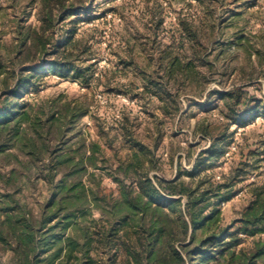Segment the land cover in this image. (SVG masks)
<instances>
[{"label":"rangeland","instance_id":"rangeland-1","mask_svg":"<svg viewBox=\"0 0 264 264\" xmlns=\"http://www.w3.org/2000/svg\"><path fill=\"white\" fill-rule=\"evenodd\" d=\"M75 5L51 31L52 45L67 40L72 45L22 68L19 90L13 91L20 76L10 79L11 90L0 86V97L6 93L15 105L34 109L56 100L81 112L66 133L64 149L81 148L74 158L93 163L84 166L81 179L91 206L86 214L72 216L75 226L54 232L65 245L69 239L77 242L72 260L61 254L54 264H86L87 257L95 264H138L127 246L139 255L141 249L126 233L142 243L146 236L128 230L127 223L135 227L130 218L119 223L109 216L123 183L132 191L140 182L151 183L158 196L154 203L177 227L178 240L183 236L175 213L188 220L187 198L167 195L164 183L195 189L202 180L215 187L203 214L219 211L228 245L204 248L207 255L201 259L194 254L195 242L188 264L238 263L229 253H249L255 243L264 244V232L247 235L240 223L253 191L264 188V0H85V6ZM37 6L31 0H0V52L16 46L18 21L38 27ZM52 60L65 66L50 68ZM173 60L178 61L174 68ZM12 63H5L6 70H16ZM203 131L217 139L222 134L217 147L223 154L193 174L199 155L213 144ZM25 162L32 163L28 170L21 165ZM38 165L13 144L0 151L1 234L5 215L13 212L4 179L11 171H20L24 181L17 201L34 215L45 204L49 187L36 175ZM207 187L199 185L200 191ZM172 201L178 203L172 206ZM150 216V211L144 216L147 227ZM82 228L91 237L87 247ZM9 247L0 240L4 264L12 255ZM261 258L256 264H264Z\"/></svg>","mask_w":264,"mask_h":264},{"label":"trees","instance_id":"trees-1","mask_svg":"<svg viewBox=\"0 0 264 264\" xmlns=\"http://www.w3.org/2000/svg\"><path fill=\"white\" fill-rule=\"evenodd\" d=\"M37 3L38 27L32 29L31 26L23 25L22 21L17 22L15 29V43L13 51L8 50L3 54L0 52V86L5 92L12 89L10 79L20 76L19 84L13 91L19 90L21 76L26 70H21L25 66L34 64L35 61L47 60L51 54L58 55L63 49L72 45L71 40L66 44L52 45L51 31L57 24H61L67 13L69 6H85V0H31ZM52 50V51H51ZM12 58V59H11ZM13 60L12 65L16 66V71L6 70L5 63ZM10 60V61H9ZM177 60H173L174 68ZM50 68L60 70L65 65H58L57 61H51ZM12 91V92H13ZM14 93V92H13ZM0 97V151L7 144H13L22 154L30 157L33 163H38L37 176L49 187L45 204L41 205L37 214H32L26 207V203L17 201L14 197L22 193L24 188L20 180L22 173L17 170L10 172L5 177V185L11 188L10 193L5 195L7 207L12 213L5 215L3 225L5 234L0 233V240L10 246L11 256L8 259L9 264H54L55 260L64 254L65 259L72 260L73 247L77 245L76 240L69 239L70 242L65 245L61 243L59 237L54 233L58 229L63 233L70 227L75 226L72 216L75 214H86V209L91 206V201L84 185L82 177L86 174L84 166H92L91 160L87 163L82 159L76 160L74 156H80L81 148L67 153L64 149V140L69 127L80 117V111L72 108L69 104L58 105V102L42 104L31 108L28 106H19L11 103V97ZM204 134L212 138L213 144L210 148L199 155L197 164L193 168V174L198 170V166L204 165L205 161L217 160L222 157V149L217 147V143L222 139L214 137L207 131ZM55 143L56 145H52ZM47 159V160H46ZM32 163L25 162L21 164L25 170H28ZM137 190L126 189L123 183L122 194L119 198L110 204L109 216L113 217L119 223H127L130 218L135 223V227L127 223L130 231H135L137 235H145L144 243L141 239H133L126 233L127 240L141 249L140 256L138 252L131 251L127 246L129 254H134L135 261L138 264H188L190 261V248H198L194 254L201 259L207 255L204 248L212 246H226L224 236L227 235L225 229L219 225L220 213L218 210L210 211L208 216L204 212L210 205V195L215 188L207 181H201L195 189H176L175 182L164 183L168 187L169 196H186L187 203L185 211L188 220H181L178 213L175 218L181 222L182 238L174 239L176 226L169 224V218L162 206L155 204L158 198L157 192L149 181L143 186L139 183ZM206 184V189L200 191L199 185ZM219 188L216 187V190ZM155 202V203H154ZM178 201H172L174 206ZM155 204V206H154ZM103 209H101V212ZM151 212L148 227L144 223V218L148 212ZM108 213V212H107ZM145 216V217H144ZM242 225L241 232L254 236L258 232H264V188L255 189L252 194L250 204L244 210L240 220ZM138 227V231L135 228ZM251 227V230L248 228ZM81 237L86 241L84 247L91 243L90 234L87 228H82ZM190 235L187 237V233ZM198 234L200 238L198 239ZM172 241L168 245L166 240ZM180 244L174 248L177 242ZM103 244V240L98 241ZM103 242V243H102ZM181 243H186L181 245ZM66 246V247H65ZM223 248V247H222ZM131 252V253H130ZM85 255V254H83ZM264 256V244L255 243V249L249 253H229V257L237 260L236 264H256L258 259ZM134 258V257H133ZM86 264H95L91 258L86 259ZM0 264L4 262L0 259ZM235 264V263H234Z\"/></svg>","mask_w":264,"mask_h":264}]
</instances>
